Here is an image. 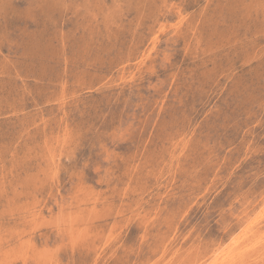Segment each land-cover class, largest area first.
I'll list each match as a JSON object with an SVG mask.
<instances>
[{
  "label": "rangeland",
  "instance_id": "rangeland-1",
  "mask_svg": "<svg viewBox=\"0 0 264 264\" xmlns=\"http://www.w3.org/2000/svg\"><path fill=\"white\" fill-rule=\"evenodd\" d=\"M218 263L264 264V0H0V264Z\"/></svg>",
  "mask_w": 264,
  "mask_h": 264
},
{
  "label": "bare ground",
  "instance_id": "bare-ground-1",
  "mask_svg": "<svg viewBox=\"0 0 264 264\" xmlns=\"http://www.w3.org/2000/svg\"><path fill=\"white\" fill-rule=\"evenodd\" d=\"M59 131H60V130H59ZM63 132H64V131H63ZM61 134H62V133H61ZM63 135H64V133H63ZM63 135H62V136H63ZM62 136H61V137H62ZM64 136H65V135H64ZM64 136H63V137H64ZM63 137H62V138H63ZM59 138H60V137H59ZM59 138H58V139H59ZM66 138H67V136H66L64 139H66ZM56 140H57V139H56ZM45 141H46V140H45ZM61 141H62V140H61ZM59 142H60V141H59ZM62 142H64V141H62ZM35 201H36V200H35ZM96 202H97V201H96ZM104 204H105V203H104ZM36 205H37V203H36ZM78 207H79V206H78ZM104 207H105V206H104ZM109 207H110V205H109ZM89 208H90V207H89ZM73 210H75V209H73ZM90 211H91V210H90ZM56 215H57V214H56ZM11 216H12V215H11ZM60 217H61V216H60ZM49 218H50V217H49ZM52 218H53V217H52ZM56 219H57V218H56ZM58 219H59V218H58ZM43 221H44V220H43ZM65 221H66V220H65ZM251 221H252V219H251ZM50 222H51V221H50ZM71 226H72V225H71ZM78 227H79V226H78ZM82 227H83V226H82ZM243 229H244V228H243ZM69 235H70V234H69ZM14 238H15V237H14ZM21 239H22V238H21ZM235 239H236V237H235ZM247 239H248V238H247ZM88 240H89V239H88ZM82 242H83V241H82ZM239 242H240V241H239ZM71 243H72V242H71ZM85 243H86V242H85ZM230 243H231V242H230ZM240 243H241V242H240ZM240 243H239V244H240ZM253 243H254V242H253ZM256 243H257V242H256ZM236 244H237V243H236ZM67 245H68V244H67ZM244 245L246 246V244H244ZM247 245H248V244H247ZM257 245H258V244H257ZM250 246H252V244H251ZM235 247H237V246H235ZM228 248H229V246H228ZM237 248H239V247H237ZM221 250H222V249H221ZM235 250H236V249H235ZM223 251H224V250H223ZM223 251H222V252H223ZM233 251H234V250H233ZM224 252H225V251H224ZM232 254H233V252H232ZM216 255H217V254H216ZM234 255H235V254H234ZM217 256H218V255H217ZM217 256H215V257H217ZM220 256H221V255H220ZM222 256H223V255H222ZM227 256H228V255H227ZM44 257H45V256H44ZM53 257H54V256H53ZM230 257H231V256H230ZM45 258H46V257H45ZM223 258H224V257H223ZM40 259H41V258H40ZM51 259H52V258H51ZM216 259H217V258H216ZM218 259H219V258H218ZM224 259H225V258H224ZM214 260H215V259H214ZM41 261H42V260H41ZM223 261H224V260H223ZM213 262H214V261H213ZM215 262H216V261H215ZM38 263H40V262H38ZM210 263H211V262H210ZM218 264H219V263H218Z\"/></svg>",
  "mask_w": 264,
  "mask_h": 264
}]
</instances>
